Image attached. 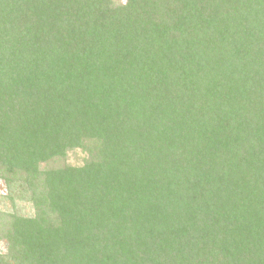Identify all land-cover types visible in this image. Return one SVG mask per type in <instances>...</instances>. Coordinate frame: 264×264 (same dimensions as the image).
Masks as SVG:
<instances>
[{
  "label": "trees",
  "instance_id": "1",
  "mask_svg": "<svg viewBox=\"0 0 264 264\" xmlns=\"http://www.w3.org/2000/svg\"><path fill=\"white\" fill-rule=\"evenodd\" d=\"M0 198V264H264V0H0Z\"/></svg>",
  "mask_w": 264,
  "mask_h": 264
},
{
  "label": "rangeland",
  "instance_id": "2",
  "mask_svg": "<svg viewBox=\"0 0 264 264\" xmlns=\"http://www.w3.org/2000/svg\"><path fill=\"white\" fill-rule=\"evenodd\" d=\"M86 158V154L81 150L68 154V163L74 166H81ZM0 211L11 212L17 211L23 216H33L35 214L34 207L27 201L17 199L15 204L0 198ZM4 244H0V249L4 248Z\"/></svg>",
  "mask_w": 264,
  "mask_h": 264
}]
</instances>
